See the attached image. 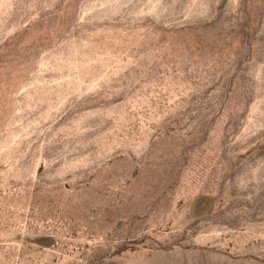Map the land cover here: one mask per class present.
<instances>
[{"label":"rangeland","instance_id":"1","mask_svg":"<svg viewBox=\"0 0 264 264\" xmlns=\"http://www.w3.org/2000/svg\"><path fill=\"white\" fill-rule=\"evenodd\" d=\"M0 264H264V0H0Z\"/></svg>","mask_w":264,"mask_h":264}]
</instances>
